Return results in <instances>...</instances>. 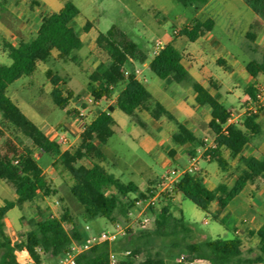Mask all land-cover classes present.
Here are the masks:
<instances>
[{
  "label": "trees",
  "instance_id": "16d2710c",
  "mask_svg": "<svg viewBox=\"0 0 264 264\" xmlns=\"http://www.w3.org/2000/svg\"><path fill=\"white\" fill-rule=\"evenodd\" d=\"M175 1L195 11L208 2ZM245 3L258 18L264 19V0H245ZM79 14L80 10L74 1L67 0L59 11L41 17L33 37L20 40L17 46L9 42L3 44V50L11 63H0V118L26 137L30 146L22 147L20 138L11 137L4 128H0V180L12 184L17 195L16 201L5 200L0 206V264H21L17 259V253L21 252H27L33 264H41L43 255L56 261L74 243H82L88 235L86 225L77 221L69 208H63L59 217L30 218V229L17 241H13L6 232L5 218L15 206L34 203L39 198L57 193L38 164L37 152L51 156L55 160L54 166L59 163L71 174L73 184L70 192L84 208V222L98 217L115 221L116 215L128 222L136 209V197L133 196L145 198L156 190L149 187L142 191L136 183L123 182L104 166L107 161L104 147L115 134L116 121L112 113L116 108L131 117H135L136 112L141 110L150 113L155 120L163 116L174 120L137 77L135 63L147 61L148 54L116 25H112L106 32H100L96 38V47L107 55V60L100 62L88 76L87 91L97 102L109 99L118 86L123 87L117 95L116 103L109 105L86 125L78 144L62 150L60 144L50 139L8 95L10 85L22 77L32 76L39 63H48L54 53L58 60L79 61L77 51L84 46L81 32L74 25ZM214 24L211 18L205 21L195 19L190 25L183 26L178 35L195 42L211 31ZM92 26L93 23L87 21L81 30L87 33ZM257 26L258 22L251 25L247 33L250 40H254ZM182 59L183 53L171 41L152 57L149 69L160 79L171 78L194 89L197 105L211 108L209 128L215 140L214 146H207L202 138L182 123H178V130L172 135V140L180 146L191 147L189 154L192 156L196 155V148H205L203 157L216 162L224 172L230 167L223 154V149H227L232 159H238L240 172L232 185L222 182L214 190L205 186L199 173H185L171 191L163 193L167 203L162 204L158 210L151 208L148 211L153 217L152 228L139 223L129 225L115 241L102 242L78 253L75 264H110L112 253L117 255L118 264H167L166 249L181 250L194 260H204L210 264H264V221L259 228L247 231L248 235L256 236L259 240V254L250 258L244 255V242L238 236L192 241L193 230L186 225L184 216L181 214L177 217L170 209L168 202L173 200L174 195L180 194L206 213H210L214 202L222 211L247 185L264 181V156L256 158L242 154L251 138L262 132L259 119L262 106L257 105L256 110L248 109L240 124H228L231 111L193 79L182 64ZM246 70L256 80L260 74H264V59L249 61ZM47 76L53 86V102L62 110L67 109L74 94L67 87L66 79L51 70L47 71ZM210 82L216 87L212 80ZM245 92L252 104L257 103L256 82L250 83ZM218 216V213L214 214L213 219L218 220ZM66 223L71 225L69 229ZM221 223L225 224V221L221 220Z\"/></svg>",
  "mask_w": 264,
  "mask_h": 264
},
{
  "label": "rangeland",
  "instance_id": "374dc122",
  "mask_svg": "<svg viewBox=\"0 0 264 264\" xmlns=\"http://www.w3.org/2000/svg\"><path fill=\"white\" fill-rule=\"evenodd\" d=\"M74 2L77 7L82 10L81 16L74 21V25L85 37L86 43L83 50L77 51L79 61H62L53 56L48 63H39L37 72L33 77H22L8 88V95L10 98L18 104L21 110L34 123L42 126L49 136H52L54 131H57L63 133L70 139H72L71 131H74V134L72 133L74 136L80 134L82 128L81 124L79 125V121L89 123L102 109L91 98L86 86L88 83V74L95 68L96 64L105 61L107 55L99 51L95 47V44L90 46L91 39L82 32L80 26L86 22V18L91 20L98 16L96 27L90 31L91 36L96 37L99 32H106L113 24H117L132 40L137 42L142 49L152 51L154 48V37L158 36L159 33L164 30L171 31V33L175 35L173 31L175 28H171V25L174 23L180 24L184 18H192L197 13L194 9L187 8L175 0H143L140 5L133 6L135 22L129 20L128 23L121 24L116 12L119 8L113 0H100V2L103 3L101 8L94 3V0H74ZM227 2L228 0H215L211 2L206 10L215 11L218 8L222 9ZM152 3L156 4L155 9L151 8ZM30 6L31 3H29L28 0H25V2L22 0H0V26L4 28H15L20 22V17H24V12H28ZM238 7L239 2L234 0L231 3L230 11H238ZM98 9L102 13L100 16ZM57 10L58 7H53L51 11L48 12L51 13ZM158 12H160V14H157ZM122 14L124 15V13ZM154 14L157 16L155 17ZM163 15H167L169 20L159 24L158 21L162 19ZM210 16L216 18L214 14H210ZM219 17L225 16L221 14ZM159 28L161 29L159 30ZM224 31L223 27L218 25L214 32L222 43L225 42L226 32L224 34ZM0 32L2 33V31ZM183 39L182 42L177 44V48L180 51L183 52V48L189 51H196L199 48L198 42H191L187 38ZM1 42L0 40V63L9 65L11 59L6 53L2 52L3 43ZM212 54L214 55L215 53ZM139 67L140 70H142L141 78L147 80L146 85L152 93H155L154 88L158 86L161 88V84L163 85L167 81H172L170 78L165 80L160 79L148 67L142 65H139ZM208 69L209 75L213 76L214 80L221 83L219 90L214 93L216 98L221 100L228 108L238 107L243 99V91L240 88L234 87V83L229 77L228 72H225L223 68L215 64V62H211ZM48 70L66 79L67 87L72 90L74 94L68 111H74L75 113L69 114L67 110H62L53 102L51 97L53 86L47 76ZM180 85L185 84L180 83ZM261 85L264 86V84ZM122 87L123 85L118 86L115 89L116 92H119ZM156 98L160 101L163 100L160 94L156 95ZM260 104H264V101ZM165 105L168 109L173 111L171 107L167 104ZM244 107L245 106L242 105L240 109ZM81 112L84 114L83 116H80ZM113 116L120 126L116 128V134L104 147V151L107 155V161L104 163L105 168L123 182H134L140 187L145 186L150 178L159 176L152 180V185L155 187L154 189H157L161 177L167 173V171L178 168V164L182 160L181 158L173 159V157L168 155V151L173 148L175 144L170 141L163 145H157L151 151H146V149L142 148L140 143L135 141L132 137L135 133H140L141 135L146 134L145 128L135 123V121H132L130 116L126 115L118 108L113 113ZM260 120L264 126V113L261 115ZM43 121L45 122L43 123ZM147 125L150 126V124ZM0 128H4L11 137L20 138L22 147L28 148L30 146L26 137L13 126L5 124L1 118ZM74 139L75 138H73L71 142H73ZM62 147L65 148L64 146ZM225 155L230 162L228 171L224 172L216 162H207L200 159L198 161L200 173L199 171H196V173H199L200 177L203 179L205 176H209L217 182H233L236 175L240 172V168H238L239 164L229 156L228 152H226ZM37 161L45 170V176L57 193L45 199L39 198L36 204H27L21 211L19 207H15L8 213V218L12 219H9L8 224L11 223L13 226H7L6 231L13 241L19 240L23 234L30 229V218H43L50 216L52 213L59 217L63 208H69L71 214L77 221L83 223L82 225H89L90 232L91 230L96 233L104 230H113L114 225L117 223L124 227L127 225L133 226L138 223V221H136L138 213L135 209L133 213H131V218L128 222L118 215H116L115 221H110L104 217H98L84 222L82 219L84 208L75 200L70 192V187L73 184L71 174L59 163L55 166L52 165L53 158L47 154L43 153L39 155ZM257 191L258 188H252L246 196V199L250 200L253 198L252 195ZM15 197L16 192L14 187L11 185L6 186L5 181L0 180V206L4 204V200H13ZM55 200H59V206L53 204ZM168 203L174 215L179 217L182 214L185 218L186 225L193 230L192 241L200 242L215 239L217 237H224L226 234L229 235L227 230L228 225H224L220 221L213 219V215L218 213L215 203H213L210 213L202 211L192 201L184 198L182 195L178 197L174 195L173 201ZM153 223L152 218L147 224V227L152 228ZM259 223L260 222L256 220L251 226L256 227ZM69 227L70 225L66 224V228L69 229ZM249 227L250 226L243 227L241 238L244 242V255L254 258L259 254V240L256 236L248 235L247 231L250 229ZM22 254L23 253H17V259L21 264H26L28 262L33 263L28 253L25 255ZM165 254L167 264H179L181 256L190 257L187 253L174 249H166ZM54 263L55 259L43 255L41 264ZM195 264H205V262L199 261L197 263L195 262Z\"/></svg>",
  "mask_w": 264,
  "mask_h": 264
},
{
  "label": "crops",
  "instance_id": "0c3cea01",
  "mask_svg": "<svg viewBox=\"0 0 264 264\" xmlns=\"http://www.w3.org/2000/svg\"><path fill=\"white\" fill-rule=\"evenodd\" d=\"M22 1L25 2V0ZM28 1L29 3H31L29 11L24 12V17H20V22L15 28H9V27L4 28L3 26H0V31H2V33L0 32L1 33L0 40L2 41L1 43L4 44V42H9L17 46L20 40H27L33 37L39 28L41 17L45 14L50 13L48 11H51L53 7H58L57 11H59L64 6L67 0H28ZM114 1L116 2V5H118L119 8L116 12L119 17L120 23L121 24L126 22L128 23L129 20L135 22V12L133 10V6L140 5V3L143 0H113V2ZM214 1L215 0H208V2L204 6H202L192 18H184V20L180 22V24L177 23L172 24L171 28L172 27L175 28L173 30L175 32V35L171 33V31H167V30L160 32L158 36L153 38L154 48L152 49V51H146L140 47L144 52L148 54V60L141 64L135 63V70L138 79L143 81L144 84L146 85L147 80L141 78L142 70H140L139 65L149 68V61L152 59V57L155 54H157L156 50L159 44L161 47H163L167 43L174 41L175 46L177 48V44L182 42L184 40L183 38H186L185 36L178 35L180 29L183 26L190 25L195 19H198L200 21H205L210 18L213 19L215 24L212 30L206 32L203 36H201L199 39L195 41L198 42L199 44V48L196 51H189L186 50V48H183V52L181 51L183 53L182 64L188 69L193 79L198 83H200L201 85H203L208 90V92L212 94L215 98L216 96L214 95V93L215 91L219 90L221 83H219V81L217 80H214V77L209 75L208 66L211 62H215V64L221 66L225 72H228L229 77L234 83V87L240 88L243 91V99L241 100L240 105L235 108L227 107L231 111V117L228 121V124H240L245 118L247 109L251 107H255V105L252 104L250 97L245 92L246 87L252 82H256L257 86L264 84V74H260L257 77V79L254 80L246 70V65L249 61L251 60L260 61L264 59V19L258 18L255 12L253 11V9L245 3V0H235L236 2H239V7H238L239 9L238 11L235 12L230 11L231 3L234 0H228V2L224 4V7H222V9L218 8L215 11H207L206 9L208 8V6L211 4V2ZM94 3H96V5H98V7L100 8L103 5V3L100 2V0L97 1L94 0ZM155 7L156 4L152 3L151 8L155 9ZM79 10H80L79 16H81L82 10L80 8ZM98 11L100 16L102 13L99 9ZM122 13H124V15ZM157 14H160V12H158ZM210 14H214L216 18L210 16ZM221 14H224L225 17H219ZM154 16L156 17L157 15L154 14ZM97 17L98 16L92 18L91 20L86 18V22L90 21L93 23V26L89 30V32L84 33L85 36L91 39L90 46L95 44L96 38L100 33L99 32L96 37L90 35V31H92V29L96 27V21L98 19ZM167 20H169V17L167 15H163L162 19H160L158 23L160 24L162 22H166ZM86 22L80 27L82 28L86 24ZM254 22H258V26L254 31V40H250L247 37V33ZM113 25L119 27L117 24H113ZM218 25H221L223 27V29L225 30L224 34L226 32L225 42L223 43L214 34ZM119 28L121 29V27ZM160 29L161 28H159V30ZM174 36L176 37L174 38ZM81 39L84 42V46L80 50H83L85 48L86 43H85V37L82 34H81ZM2 52L6 53L3 50V46H2ZM212 53H215L216 55L215 54L213 55ZM55 55L56 53H54V56ZM98 64H96V66ZM92 71L90 72V74L92 73ZM35 73L32 76H28V77H33ZM90 74H88V76ZM171 80H172L171 82L167 81L163 85L161 84L160 85L161 88L159 86L154 88L155 93H152L149 89L148 90L151 92L153 99L155 101H159L160 103H162L163 106L170 112L174 120L169 119L167 116H163L159 120H155L152 118L150 113L139 110L136 112L135 117H131V116L130 117L132 121H135V123L145 128L146 134L141 135L140 133H135L134 135L132 134L130 135H132L133 139L135 141H138L140 143V146L146 149V151H151L157 145H163L171 141L175 144V146L168 151V155L173 157V159H177V158L182 159L181 162H179L178 167L187 166L191 162H195L198 167V161L200 159L210 162L208 158L202 157L203 156L202 154L205 152V148H201V147L196 148V155L192 156L189 154V152L191 151V147H184L176 144L172 140V135L178 130V123H182L188 129L193 131L198 137L202 138L207 143V146H214L215 137L209 128V122L211 120V108L209 106L200 107L197 105L196 93L191 86L186 84L180 85V83L175 82L173 79ZM210 80L214 82L216 87L212 85ZM118 93L119 92H116V90H114L113 95L109 99H102L100 101L95 102L98 104L100 108H102L101 112L106 110L109 105H114L116 103ZM158 94L161 95L163 100L160 101L156 98V95ZM217 100L220 103L224 104L218 98ZM165 104L171 107L174 112L168 109ZM242 105H244L245 107L243 109H240ZM261 106H262V111L260 113V118L261 115L264 113V104H262ZM65 110L68 111V108ZM44 122L45 121H43V123ZM80 122L81 121H79V125ZM147 124H150V126H148ZM119 126H120L119 123L116 121V125L114 126L115 134H116V128H119ZM39 128L43 130L45 134L52 140L53 139L56 140V136L58 135H64L63 133L54 131L53 135L49 136L47 131H45L42 126H39ZM71 132L73 133L74 131ZM72 133H71L72 139L75 138L74 141L71 142L72 139L67 137L68 143L64 145L60 144L62 150L67 149L71 145L78 144L81 135L78 134L74 136L73 135L74 133L73 134ZM62 146H64L65 148H63ZM226 152H228L230 156L229 151L227 149H223V154L225 158H226L225 155ZM41 154L43 153L37 152L36 159ZM242 154L244 156H253L256 158H260L264 156L263 124H262V132L259 135H256L251 138L250 142L246 145ZM233 160H236V162H238L237 158ZM54 161L55 160L53 159V163ZM197 171H199L200 173L199 168ZM43 172L45 174L44 169ZM155 177H159V176H155ZM154 178H150L145 186L140 187L141 190L145 191L149 187L155 188L152 185L153 184L152 180ZM201 179L205 184V186L210 190H214L219 183H222L213 180L209 176H205L204 179L203 178ZM150 181H151V186H150ZM5 183L6 186L9 185L13 186L7 181H5ZM232 183L233 182L228 184L232 185ZM252 188H258V191L252 195L253 198L247 200L246 196L252 190ZM179 195L180 194H176V197H178ZM16 200H17V195L15 199H13V201ZM214 203L217 206L216 211L218 212L219 215L218 221L221 222V220H223L225 221L224 225H228L227 230L229 232V235L226 234L223 238H231L233 236H238L241 238L244 226H250L249 227L250 229H257L261 226V224L264 221V182L261 181L253 185L251 184L247 185L243 189V191L234 200L231 201V203L225 210L220 211L217 203L216 202ZM27 204L34 205L36 204V202L24 203L22 206L17 205L15 207H19L21 211V209ZM170 209L172 210L171 207ZM9 219L10 218L6 216L5 218L6 227L13 226L11 223L8 224ZM256 220L260 222L258 226L256 227L251 226L255 223ZM91 232L93 231L91 230ZM21 253H23L22 255H24L27 252H21ZM199 261H203L205 262V264H210L204 260H197L196 263Z\"/></svg>",
  "mask_w": 264,
  "mask_h": 264
},
{
  "label": "built area",
  "instance_id": "2783aa9c",
  "mask_svg": "<svg viewBox=\"0 0 264 264\" xmlns=\"http://www.w3.org/2000/svg\"><path fill=\"white\" fill-rule=\"evenodd\" d=\"M161 48L162 47L159 44L156 51L158 52ZM126 74H127V72H126ZM256 96H257V103L254 104L255 107L257 105H260V103L262 101H264V86L263 85L257 86ZM255 107H251L249 109L256 110ZM83 115L84 114L81 112L80 116H83ZM80 124H81V128H82V130L80 132V135H81V133L84 131V129L88 123L81 121ZM53 140H55V139H53ZM55 141L58 144H62V145L68 143V139L64 135L56 136ZM197 170H198V167H197L195 162H191L189 165L184 166V167H178V168L169 170V171H167V173H165L161 177L160 184L154 192H151V194H149L145 198L134 195L133 197H136V201H135L136 209H135V211H137V213H138V217H137L136 221H138V223L141 226L146 227L147 224L149 223V221H151V219L153 218L152 215L148 214V211L151 208L158 210V209H160L162 204L167 203L168 200L162 196L163 193L166 191H171L173 189L175 183L185 173H196ZM53 204L55 206H59L60 202H59V200H55ZM50 217H57V216L54 213H52L50 215ZM128 226L129 225L124 227V226L120 225L119 223H117L116 225H114L113 230H104V231H101L98 233H96V232L94 233V232H90V226L86 225L85 229L88 231V235L83 240V242L80 244L74 243L71 246L70 250L66 254H64L63 256L58 258L54 264H75V257L78 253H80L84 250H87V249L91 248L92 246L97 245V244L102 243V242H110L111 243V242L115 241L119 236H121L125 232V230ZM195 262L196 261L192 257L181 256L179 264H195ZM110 264H118V257L115 253H112L110 256Z\"/></svg>",
  "mask_w": 264,
  "mask_h": 264
},
{
  "label": "water",
  "instance_id": "95a60500",
  "mask_svg": "<svg viewBox=\"0 0 264 264\" xmlns=\"http://www.w3.org/2000/svg\"><path fill=\"white\" fill-rule=\"evenodd\" d=\"M26 264H33L32 262H28V263H26Z\"/></svg>",
  "mask_w": 264,
  "mask_h": 264
}]
</instances>
